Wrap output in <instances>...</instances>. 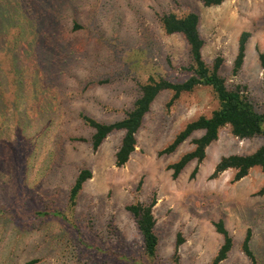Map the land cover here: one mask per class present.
I'll return each mask as SVG.
<instances>
[{
	"label": "rangeland",
	"instance_id": "1",
	"mask_svg": "<svg viewBox=\"0 0 264 264\" xmlns=\"http://www.w3.org/2000/svg\"><path fill=\"white\" fill-rule=\"evenodd\" d=\"M0 9L14 18L0 31V264H175L179 233L181 264H208L224 242L215 225L220 220L234 238L222 264H252L242 249L249 230L258 264H264V172L254 167L234 181L236 171L229 169L211 178L222 156L252 153L264 137L240 139L226 126L205 159L190 161L177 178L169 165L194 150L203 131L160 154L188 122L211 116L218 106L211 87L184 92L173 103V91H162L123 166L115 155L124 132H112L94 150V129L81 117L115 122L150 76L188 78L185 38L167 34L159 21L170 11L199 14L204 59L213 65L223 57L227 84L243 85L264 111V0L213 6L201 0H0ZM56 11L62 17L51 16L53 23L48 15ZM15 29L27 32L20 41ZM244 31L250 32L245 61L234 75ZM83 168L93 176L70 212L69 192ZM153 196L159 251L150 259L127 205ZM46 210L70 217L37 216Z\"/></svg>",
	"mask_w": 264,
	"mask_h": 264
},
{
	"label": "trees",
	"instance_id": "2",
	"mask_svg": "<svg viewBox=\"0 0 264 264\" xmlns=\"http://www.w3.org/2000/svg\"><path fill=\"white\" fill-rule=\"evenodd\" d=\"M206 6L219 5L225 0H201ZM47 4V3H46ZM54 5H57L56 2ZM54 7V6H53ZM56 20L62 17L61 12L56 11L48 15ZM32 19H36L35 16ZM14 18L8 16L7 12L0 9V31H7L3 28V24L12 22ZM47 20H45L46 22ZM162 28L167 34L182 35L189 48L190 63L185 69L189 72V76L182 82H172L162 76H150L148 80L140 86V95L134 101L125 115L115 122H102L92 118L86 114L81 117L84 122L94 129L91 141L94 150H97L105 139L116 130L123 131L121 144L116 152V165H125L132 153L137 147V133L143 125L144 118L149 112L153 102L157 96L164 90L173 91L171 103L176 101L184 92H192L199 86H209L212 88L218 106L215 108L211 116L201 115L197 119L188 122L185 127L178 132L173 141L160 154H171L180 144L186 141L194 132L203 131V134L194 139V150L185 153L181 158L170 164L169 168L173 170V177L177 178L184 167L192 160L202 162L206 157V149L214 141L218 140L220 131L226 126H230L234 136L240 139H250L254 137H264V111L260 112L255 107L253 100L246 93L243 85L230 87L227 79L220 73V68L224 63V58L219 56L215 59L214 64L210 65L203 56V47L205 40L200 30V16L196 12H188L184 15H178L175 12H165L159 16ZM31 24V22H30ZM33 28V24H31ZM75 29L82 28V25L75 22ZM34 30V29H32ZM27 32L22 29H15V40L20 41L25 37ZM250 37L249 31H244L240 38L239 49L234 60L233 74L237 75L241 70L246 56V45ZM260 64L264 72V51L259 55ZM17 60H13L15 67ZM1 82V81H0ZM0 96L4 94L1 85ZM254 167H260L264 172V144L249 154H230L222 156L215 166L211 178H217L229 169L236 171L234 181H238L249 174ZM198 167L193 171L196 174ZM93 176L92 170L83 168L79 171L69 192L67 208L70 212L76 208L78 198L84 187L85 182ZM264 193V187L260 191ZM157 198L153 196L151 200L137 199L127 205V209L133 216L136 225L141 232L144 253L147 258L155 259L159 251V236L155 227L157 219L154 213ZM66 211L57 210L38 211L37 216L46 217L55 215L64 220H68L70 215ZM52 213V214H51ZM217 231L223 235L224 242L213 260L208 264H222L226 260L233 249L234 238L226 228L223 220L215 222ZM251 231L249 230L242 243V249L252 264H258V259L251 247ZM184 241L182 234L179 233L176 250L174 254L175 264H181L179 247ZM37 260H31L27 264H34Z\"/></svg>",
	"mask_w": 264,
	"mask_h": 264
}]
</instances>
